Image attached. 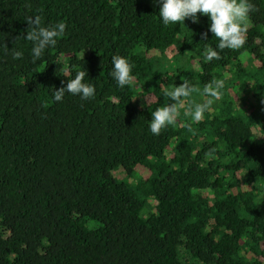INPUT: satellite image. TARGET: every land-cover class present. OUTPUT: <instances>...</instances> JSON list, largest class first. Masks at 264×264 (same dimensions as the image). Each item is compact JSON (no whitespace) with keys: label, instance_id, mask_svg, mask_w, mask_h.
I'll use <instances>...</instances> for the list:
<instances>
[{"label":"trees","instance_id":"1","mask_svg":"<svg viewBox=\"0 0 264 264\" xmlns=\"http://www.w3.org/2000/svg\"><path fill=\"white\" fill-rule=\"evenodd\" d=\"M250 2L245 45L221 51L207 16L166 27L158 0H0V264H264V0ZM35 16L67 25L36 64ZM80 70L94 98L54 102ZM216 79L196 122L188 106ZM184 83L175 125L152 135Z\"/></svg>","mask_w":264,"mask_h":264},{"label":"clouds","instance_id":"2","mask_svg":"<svg viewBox=\"0 0 264 264\" xmlns=\"http://www.w3.org/2000/svg\"><path fill=\"white\" fill-rule=\"evenodd\" d=\"M158 4L160 21L166 27L180 23L184 25L186 19H190L192 23H198V13L207 16L210 21L208 31L218 39L217 48L221 51L224 49L238 50L245 45L247 22L250 13L256 10L250 0H158ZM28 24L30 28L25 40L32 42L31 57L32 62L36 64L42 61L46 50L56 46L58 38L64 35L67 25L61 21L43 27L40 16L29 18ZM203 38L207 39V33L203 34ZM11 51L14 60L23 58L22 52L13 49ZM204 59L211 62L219 59V54L212 47H207ZM111 64L109 75L116 85L120 88L131 85L134 80V65L120 55H113ZM74 73V78L71 76L65 87L53 90L54 102H62L66 94L78 96L82 101L94 98L96 89L93 84L86 82V78L89 80L88 73L85 70ZM223 88V80H213L203 87L201 94L205 97L204 101L189 104L188 113L196 122H200L205 113L212 110L215 102L222 99ZM193 91L195 88L190 83L174 85L164 91V95L171 102L157 108L152 114L149 124V131L152 135L158 136L165 127L175 125L180 108L184 107Z\"/></svg>","mask_w":264,"mask_h":264}]
</instances>
